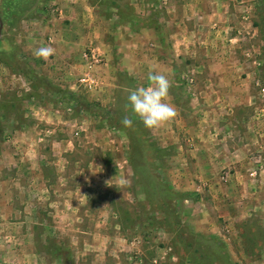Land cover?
I'll list each match as a JSON object with an SVG mask.
<instances>
[{
    "label": "rangeland",
    "instance_id": "1",
    "mask_svg": "<svg viewBox=\"0 0 264 264\" xmlns=\"http://www.w3.org/2000/svg\"><path fill=\"white\" fill-rule=\"evenodd\" d=\"M0 24V264H264V0H0ZM151 69L178 115L149 129L125 105Z\"/></svg>",
    "mask_w": 264,
    "mask_h": 264
},
{
    "label": "clouds",
    "instance_id": "2",
    "mask_svg": "<svg viewBox=\"0 0 264 264\" xmlns=\"http://www.w3.org/2000/svg\"><path fill=\"white\" fill-rule=\"evenodd\" d=\"M55 54L51 46L36 48L33 55L36 58L47 60ZM172 87L169 75L155 69L149 70L146 76V84L135 89H128L126 107L138 117L146 128L152 129L170 122L177 115L176 108L167 102L169 89ZM121 123L125 127H132L131 117L126 116Z\"/></svg>",
    "mask_w": 264,
    "mask_h": 264
},
{
    "label": "crops",
    "instance_id": "3",
    "mask_svg": "<svg viewBox=\"0 0 264 264\" xmlns=\"http://www.w3.org/2000/svg\"><path fill=\"white\" fill-rule=\"evenodd\" d=\"M198 0H195V2H197ZM201 3H202V0H201ZM170 6V5H169ZM184 10H186V8L184 9ZM169 11V10H168ZM197 13H195V15H196ZM168 20L166 19V22H168V23H170L171 22V20L173 19V16H174V14H172L170 11L168 12ZM183 16L184 17H188V18H191V17H194V16H192L191 15V12L189 11H187L186 13H183ZM173 21V20H172ZM164 28V27H163ZM167 29V28H166ZM166 29L164 28L163 30H164V36H166V35H168V37H169V39H170V37H171V34H172V32L170 31V33H168L167 31H166ZM167 37V36H166ZM176 59V58H175ZM0 198H1V196H0ZM0 205H1V202H0ZM10 228L11 227V225L10 224H8V223H0V228L1 229H6V228ZM18 227H20L19 225H18ZM264 257V256H263Z\"/></svg>",
    "mask_w": 264,
    "mask_h": 264
},
{
    "label": "built area",
    "instance_id": "4",
    "mask_svg": "<svg viewBox=\"0 0 264 264\" xmlns=\"http://www.w3.org/2000/svg\"><path fill=\"white\" fill-rule=\"evenodd\" d=\"M80 83L84 86L92 87L95 84V81L92 76L86 75L80 78Z\"/></svg>",
    "mask_w": 264,
    "mask_h": 264
},
{
    "label": "water",
    "instance_id": "5",
    "mask_svg": "<svg viewBox=\"0 0 264 264\" xmlns=\"http://www.w3.org/2000/svg\"><path fill=\"white\" fill-rule=\"evenodd\" d=\"M2 25L0 24V31H1Z\"/></svg>",
    "mask_w": 264,
    "mask_h": 264
}]
</instances>
